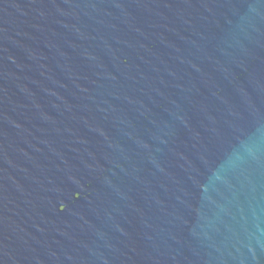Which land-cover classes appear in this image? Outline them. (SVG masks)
Listing matches in <instances>:
<instances>
[{"label":"water","instance_id":"obj_1","mask_svg":"<svg viewBox=\"0 0 264 264\" xmlns=\"http://www.w3.org/2000/svg\"><path fill=\"white\" fill-rule=\"evenodd\" d=\"M0 264H264V0H0Z\"/></svg>","mask_w":264,"mask_h":264}]
</instances>
